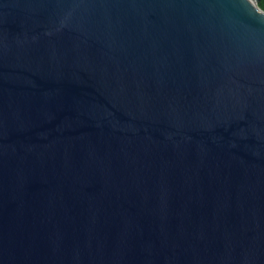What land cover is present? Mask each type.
Wrapping results in <instances>:
<instances>
[{
    "label": "water",
    "instance_id": "water-1",
    "mask_svg": "<svg viewBox=\"0 0 264 264\" xmlns=\"http://www.w3.org/2000/svg\"><path fill=\"white\" fill-rule=\"evenodd\" d=\"M259 0H0V264H264Z\"/></svg>",
    "mask_w": 264,
    "mask_h": 264
},
{
    "label": "trees",
    "instance_id": "trees-1",
    "mask_svg": "<svg viewBox=\"0 0 264 264\" xmlns=\"http://www.w3.org/2000/svg\"><path fill=\"white\" fill-rule=\"evenodd\" d=\"M258 5L262 10H264V0H259Z\"/></svg>",
    "mask_w": 264,
    "mask_h": 264
}]
</instances>
